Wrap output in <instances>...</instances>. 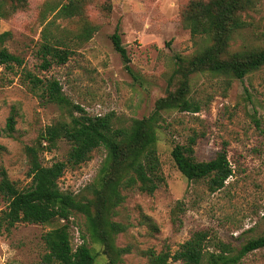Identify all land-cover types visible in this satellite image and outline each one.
Here are the masks:
<instances>
[{"label": "rangeland", "instance_id": "1", "mask_svg": "<svg viewBox=\"0 0 264 264\" xmlns=\"http://www.w3.org/2000/svg\"><path fill=\"white\" fill-rule=\"evenodd\" d=\"M81 1L82 12L72 17L47 7L60 8L68 0H26L15 10L7 0V16L0 14V34L9 32L0 48L24 59L23 65H0V215L8 203L1 190L3 171L18 188H28L32 177L25 147L35 145L46 126L80 114L71 105L50 101L47 93L34 87L27 76L31 71L43 79H57L64 95L90 115L112 113L116 125L150 116L160 98L180 88L199 107L159 111L157 148L166 181L152 194L137 188L123 191L126 199L114 219L126 230L117 234L115 243L130 252L119 264H153L151 252L174 254L197 231H208L236 247L263 235L264 66L243 80L190 69L191 59L207 45L206 36H193L183 20V10L192 0ZM242 19L246 25L235 32L229 50L264 48V0H256ZM117 28L132 72L114 48ZM45 35L53 45L71 51L65 64L41 68ZM11 116L16 120L12 132L7 127ZM194 136L199 161L227 151L233 174L222 189L211 191L206 179L189 181L177 168L173 146L187 145ZM70 148L61 139L52 151L41 153V160L48 166L68 162ZM105 157L106 149L99 147L88 161L68 163L59 180L61 189L87 195ZM62 223H21L10 232H0V264H47L43 236ZM69 231L76 248L87 233L85 216L72 215ZM85 241L97 261L107 263L103 246L89 237ZM168 264L183 263L169 259ZM241 264H264V249L247 254Z\"/></svg>", "mask_w": 264, "mask_h": 264}, {"label": "trees", "instance_id": "2", "mask_svg": "<svg viewBox=\"0 0 264 264\" xmlns=\"http://www.w3.org/2000/svg\"><path fill=\"white\" fill-rule=\"evenodd\" d=\"M12 9L26 0H11ZM7 0H1L0 14L7 16ZM256 0H192L183 10V20L191 28L193 36L205 35L207 45L190 61V69H199L214 74H224L243 80L252 71L264 66V48L231 52L230 41L235 32L245 27L242 14L254 9ZM48 8L72 17L82 12L81 0H68V3L48 5ZM86 31V29H85ZM91 29L87 30L90 33ZM86 34V33H85ZM9 32L0 34L3 42ZM115 50L120 54L125 68L132 72L131 59L124 46L118 28L112 35ZM71 51L53 45L45 35L41 48V68L49 70L53 64H65ZM24 64V59L7 48H0V65ZM34 87L47 93L52 102L71 105L80 114L73 115L69 121H57L40 132L35 145H27L25 151L29 159V175L32 184L26 189L18 188L8 180L3 171L1 190L7 198V207L0 215V232H10L21 223L50 224L64 221L43 236L48 252L43 261L47 264H119L129 247H119L115 243L117 234L126 230V225L116 221L117 208L126 199L123 191L137 188L149 194L154 193L166 181L162 171L157 148V128L161 109L177 108L198 111L183 88L169 92L157 101L153 114L141 119H133L129 125H116L112 113L92 116L81 106L71 102L63 93L57 79H43L31 71L27 72ZM14 116L9 117L7 127L10 132L15 127ZM61 139L71 144L68 162L57 161L44 165L41 160L43 151H52ZM197 137H191L187 145L175 144L172 158L185 178L189 181L208 180L211 191L222 189L233 174L226 150H221L209 161L195 158ZM99 147L106 149L98 175L87 186V195H76L63 191L59 180L64 175L68 163L79 165L91 159L92 152ZM75 213L86 218L84 242L73 247L69 222ZM103 246L107 263H99L85 239ZM264 249V234L251 238L240 247L211 236L208 231H197L181 244L174 253L151 252L153 264H168L169 259L183 264H241L249 253Z\"/></svg>", "mask_w": 264, "mask_h": 264}]
</instances>
